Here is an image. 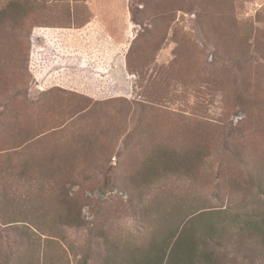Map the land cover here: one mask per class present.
I'll return each mask as SVG.
<instances>
[{"label":"rangeland","instance_id":"1","mask_svg":"<svg viewBox=\"0 0 264 264\" xmlns=\"http://www.w3.org/2000/svg\"><path fill=\"white\" fill-rule=\"evenodd\" d=\"M11 1L0 264H106L187 226L248 264L228 223L264 202V0Z\"/></svg>","mask_w":264,"mask_h":264},{"label":"trees","instance_id":"2","mask_svg":"<svg viewBox=\"0 0 264 264\" xmlns=\"http://www.w3.org/2000/svg\"><path fill=\"white\" fill-rule=\"evenodd\" d=\"M21 12V7L14 1H11L7 7L0 11V17H9L15 20L20 16ZM111 182L112 174H107L105 185L109 186ZM250 182L255 183V179H250ZM260 184L257 185L261 187ZM262 192L264 193V190ZM260 203L262 205L258 208H253L244 213V217H240L237 214L228 223L231 227H240L250 238L251 244H246L244 247V251L249 252V257L251 258L249 259L250 264L256 263V259L259 260V264H264V202L261 200ZM207 221L212 223L213 218H209ZM221 229L222 227L218 230L220 236L222 234ZM190 231L191 229L187 226L183 234H179V236L176 234V237H174V234L169 233L160 243L153 241L152 244L144 245L145 249L136 248L131 257L123 255L120 261L108 260L106 264H220L222 257L219 256V252L215 254L214 249L216 247L218 251L223 249L224 244L221 245V240L217 239V244L214 245L215 248L210 252L207 247L209 244H205L203 240L205 235L195 237ZM207 231H209V228ZM206 233L208 234V232ZM167 240L169 243L166 242ZM201 240L203 241L202 244H198ZM241 249L242 247L240 248L239 246L234 248L236 254ZM225 251L223 250L222 253ZM236 260H238V255L236 256Z\"/></svg>","mask_w":264,"mask_h":264}]
</instances>
